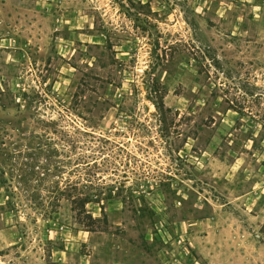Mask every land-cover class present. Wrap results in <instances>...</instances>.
<instances>
[{"label":"rangeland","instance_id":"rangeland-1","mask_svg":"<svg viewBox=\"0 0 264 264\" xmlns=\"http://www.w3.org/2000/svg\"><path fill=\"white\" fill-rule=\"evenodd\" d=\"M0 264H264V0H0Z\"/></svg>","mask_w":264,"mask_h":264},{"label":"trees","instance_id":"trees-1","mask_svg":"<svg viewBox=\"0 0 264 264\" xmlns=\"http://www.w3.org/2000/svg\"><path fill=\"white\" fill-rule=\"evenodd\" d=\"M68 202L71 204V209H79L78 214L85 212V206L90 202H98V194L92 192L86 193H76L73 194L70 191L65 194ZM88 217L91 218V215L88 214Z\"/></svg>","mask_w":264,"mask_h":264}]
</instances>
